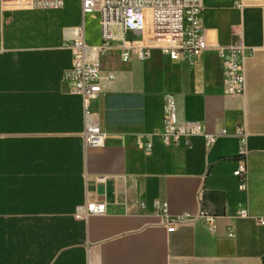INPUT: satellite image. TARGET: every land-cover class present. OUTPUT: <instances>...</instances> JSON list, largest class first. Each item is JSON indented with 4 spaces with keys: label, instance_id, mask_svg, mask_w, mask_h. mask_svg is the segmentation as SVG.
<instances>
[{
    "label": "crops",
    "instance_id": "0c3cea01",
    "mask_svg": "<svg viewBox=\"0 0 264 264\" xmlns=\"http://www.w3.org/2000/svg\"><path fill=\"white\" fill-rule=\"evenodd\" d=\"M65 10V0L55 11L0 3L1 205L20 239L32 228L34 254L39 240L47 244V264H264V226L256 221L264 216V0H203L208 48L197 56L173 61L153 49L141 60L132 53L141 35L127 33L123 51L113 42L100 56L101 92L90 102L105 133L99 148L83 145L81 97L65 78L77 28L87 45L100 44L99 23L90 36L85 28L98 15L83 16L79 6V26L64 20ZM239 39L245 91L233 95L218 50ZM167 92L179 121L226 134L209 147L201 136L163 142ZM95 200L105 202L103 214L74 216ZM156 202L184 221L167 231ZM201 211L215 216L213 231Z\"/></svg>",
    "mask_w": 264,
    "mask_h": 264
},
{
    "label": "built area",
    "instance_id": "2783aa9c",
    "mask_svg": "<svg viewBox=\"0 0 264 264\" xmlns=\"http://www.w3.org/2000/svg\"><path fill=\"white\" fill-rule=\"evenodd\" d=\"M4 9L12 10H60L64 0H0ZM81 13L98 15L100 28V44L87 45L84 41L83 27L77 28L74 39L67 48L72 53L70 68L65 78L73 93L80 95L84 127L81 133L85 148H99L104 145L105 133L101 129L96 115L90 110V102L101 92L100 56L107 55L113 42L120 41V50H126L129 42L125 39L127 33L141 35V46L132 49L138 59H145L153 49L159 50L171 60L176 61L185 56H197L208 48L200 25L203 10V0H80ZM246 47L239 39L233 45L219 48L224 86L229 94L242 95L245 91L244 61ZM123 61H127L128 52H122ZM109 79L113 76L109 75ZM163 124L158 135L165 143L187 142L192 136H201L205 146H211L218 136L226 134L225 129L219 133L206 130L200 121H179L176 111V101L172 93L163 96ZM236 135L245 141L243 128L236 130ZM238 178L245 173V165L241 162L233 172ZM98 180H104L99 177ZM157 210L165 222L167 231L184 221V217L169 219L166 203H155ZM104 201H87L77 206L74 216L79 219L89 215L103 214ZM241 215H246L241 212ZM210 231L215 226V216L207 211H201ZM264 226V216L256 219ZM232 235V232H229Z\"/></svg>",
    "mask_w": 264,
    "mask_h": 264
},
{
    "label": "trees",
    "instance_id": "16d2710c",
    "mask_svg": "<svg viewBox=\"0 0 264 264\" xmlns=\"http://www.w3.org/2000/svg\"><path fill=\"white\" fill-rule=\"evenodd\" d=\"M1 171V169H0ZM1 175H0V264H19L22 261L26 264H47L50 259L47 244L39 240L38 252L34 254V232L31 228L29 231L22 233L23 238L19 237V224L9 221L2 215L1 205ZM27 254L19 256V247ZM42 248H46L42 252Z\"/></svg>",
    "mask_w": 264,
    "mask_h": 264
},
{
    "label": "rangeland",
    "instance_id": "374dc122",
    "mask_svg": "<svg viewBox=\"0 0 264 264\" xmlns=\"http://www.w3.org/2000/svg\"><path fill=\"white\" fill-rule=\"evenodd\" d=\"M66 2V10L63 12V17L65 16L64 20L68 22V24H78L79 26L82 25L81 19H77V11L80 6V0H65ZM96 19V16H94ZM66 23V22H65ZM97 22H92L91 20L87 19L85 23L86 33L90 36L94 27V24L97 26ZM100 31V28H99Z\"/></svg>",
    "mask_w": 264,
    "mask_h": 264
},
{
    "label": "bare ground",
    "instance_id": "6f19581e",
    "mask_svg": "<svg viewBox=\"0 0 264 264\" xmlns=\"http://www.w3.org/2000/svg\"><path fill=\"white\" fill-rule=\"evenodd\" d=\"M76 33H77V29H76Z\"/></svg>",
    "mask_w": 264,
    "mask_h": 264
}]
</instances>
